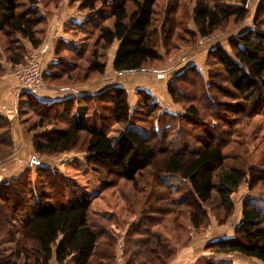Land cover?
I'll return each mask as SVG.
<instances>
[{
  "label": "trees",
  "instance_id": "trees-1",
  "mask_svg": "<svg viewBox=\"0 0 264 264\" xmlns=\"http://www.w3.org/2000/svg\"><path fill=\"white\" fill-rule=\"evenodd\" d=\"M62 1L0 0V78L5 63L25 64L29 51L44 41L49 16ZM235 1L69 0L84 19L66 23L72 39L54 40V60L45 66L43 80L51 88H71L101 77L106 67L102 50L115 43L114 72L151 70L182 48L217 35L221 27L245 21L248 0ZM253 26L228 41L231 53L220 45L207 52V80L189 64L168 81L167 93L182 107L180 113L163 110L143 88L136 90L135 113L121 86L52 101L21 93L18 122L32 134L34 155L81 151L85 162L103 174L101 193L117 188L125 198V191L115 187L118 178L133 193L142 191L139 181L149 171L152 189L144 195L148 207L117 244L109 233L111 216L92 209L98 193L91 195L60 171L40 164L35 180L27 169L2 180L0 264H49L53 257L57 264H116L117 257L124 264H167L175 250L152 230L164 215L185 217L198 229L207 222L204 205L214 202L222 212L218 221L225 222L234 211L231 196L239 186L245 183L254 191L264 182V157L248 166L241 150L237 156L224 151L234 143L239 116L249 120L264 115V0L257 4ZM77 34L84 38L80 41ZM152 115L156 119L149 128L137 124ZM113 124L126 125L114 141L108 135ZM191 129L204 139L197 140L195 149H185L183 137ZM177 139L181 149H170ZM15 150L12 122L0 115V164ZM227 158L236 163L227 164ZM173 176L189 184L181 197L170 191L167 181ZM257 194V201L243 200L234 235L207 244L213 257L190 264H233L221 256L234 253L264 263V193Z\"/></svg>",
  "mask_w": 264,
  "mask_h": 264
},
{
  "label": "rangeland",
  "instance_id": "rangeland-1",
  "mask_svg": "<svg viewBox=\"0 0 264 264\" xmlns=\"http://www.w3.org/2000/svg\"><path fill=\"white\" fill-rule=\"evenodd\" d=\"M224 1L227 3L236 2L235 0ZM182 2L185 3V0H182ZM258 2H260V0H248L246 7L250 8V16L241 24L233 27H221L217 32V35L210 39H202L199 42L191 45L190 48H182L175 56L171 58H165L163 63L155 66V68L151 70L121 73L115 75L114 77L112 76L114 72H105L101 77H96L88 82V85L92 86L91 89L93 91H98L101 88L110 84L112 85L116 82L123 83L126 86L125 89L128 92V101L132 113H135L136 111V90L138 88H143L148 91L163 110L171 113H180L183 111L182 107L179 104L174 103L167 93L168 81L189 64L196 65V67L199 68L207 80V60L209 59L207 52L217 45H220L225 48L226 51L231 53L230 47L228 46V41L230 39L236 38L253 26L254 12L257 8ZM83 19L84 15L81 20ZM81 20L77 21L80 22ZM50 25V23L47 25L48 27L46 30V37L44 39V41L50 40L51 43V47L46 55L52 53L51 50L56 33L55 24L52 23L54 29L53 31L51 29L52 33H49L48 35V28ZM108 25L110 26V23ZM63 29L66 32V23H64ZM75 38L80 39L81 41L84 36L83 34H77ZM1 42L2 41H0V43ZM111 48L112 47H109L104 51L102 50V52L105 53L104 58L102 56V60H104L105 63H107L109 56L112 54ZM46 55L43 57V70L46 66V63L48 62L47 58H45L47 57ZM97 83H99V86L95 85ZM45 85V89L39 90L36 93H33V95L37 96L38 92L40 93L41 91L46 92L49 89H57L49 87L46 83ZM13 91L15 95V90ZM224 100L228 99L224 98ZM18 102L19 97L16 105H18ZM155 117L156 116L152 115L150 118L146 119L145 122H139L137 124L143 128H149V124H153V122H155ZM241 118L242 116H239V124L234 127V136L231 138V140L234 141L232 147L231 145L229 147L227 146L224 151L227 154L230 152L229 154L237 156L236 154H239V151L241 150V152L247 158L248 166L257 165L264 157V115H257L249 120H244ZM184 125L187 126L186 123H184ZM125 127V124H113L110 126L108 129V135L111 140L114 141L119 132ZM15 134L16 140L19 142L20 146V157L24 158L23 167L20 169V171L23 172L26 169L30 170L31 175L28 176H31V178L35 180L37 178V174L35 172L36 166L44 164L51 167L52 169L60 171L66 178L75 181L81 189L85 190L91 195L98 193L97 197L93 200L92 209L111 216V222L108 224L109 233L117 244L122 241L128 225L133 221L135 222L139 220L142 213L141 210L148 207L144 205L146 203L144 195L148 192V190L152 189L150 183L153 180V175L150 171L144 174V177L139 181V185L142 186V191L140 190L133 193L130 191L129 184L118 178L116 179L115 187L118 186V188L120 187L119 189L121 191L124 190L127 194L126 197L124 198V196H122V198L117 192V188H108L102 192L103 196H101L102 193L100 192V187L102 183L100 177H102L103 174L97 172L93 165L87 164L85 162L81 151L66 152L49 156L34 155L33 152H26L28 141L27 135L16 129ZM24 134L26 135V138L23 136ZM183 138L186 143L185 149H195L199 145L197 140L204 139V135L198 129H191L187 136H184ZM179 139H177L176 142H171L168 147L170 149H181L180 147H182L183 144L180 143ZM157 146L161 147L158 144ZM161 148L160 151H162ZM78 149H83V147ZM33 158L34 160L32 161ZM160 160H162V158ZM226 163L233 164L236 162L232 160V158H227ZM112 177L114 178V175H111V178ZM167 182L169 183L170 191L173 192L172 196L175 198L183 196L184 193L189 190L188 182L180 179L179 177L173 176ZM160 190V188H157L156 192ZM257 192L264 193V182L258 185L254 191L248 190L245 183L241 184L231 196L234 203V211L232 215L222 223L218 221L219 217L222 216V212L216 206V204L213 202L209 205H204V209L207 212L208 218L206 225L198 229H193L190 227V223L185 217L175 218V216L168 213L164 215L162 222H160V224H155V226L152 227V230L160 235L162 242L166 246L175 250V254L172 256V258H170L167 264H190L196 262V260L199 259L213 257V254L210 252V250L206 249L207 244H209L211 241L230 238L234 235V229L241 221V204L243 200L247 198L255 199L258 195ZM100 197L104 199V201ZM255 200L257 201V199ZM136 202L139 204L135 205ZM154 204L155 207L158 208V204ZM129 208L133 209L130 211V213L128 212ZM99 240H103V237L100 236ZM221 258L230 260L233 262V264H264L254 258H247L236 253L227 256H221ZM118 260L121 259L117 257L116 262ZM200 262V264H202V261Z\"/></svg>",
  "mask_w": 264,
  "mask_h": 264
},
{
  "label": "crops",
  "instance_id": "crops-1",
  "mask_svg": "<svg viewBox=\"0 0 264 264\" xmlns=\"http://www.w3.org/2000/svg\"><path fill=\"white\" fill-rule=\"evenodd\" d=\"M258 4V3H257ZM83 18V14L79 11H76L75 8L69 7V0H63L59 7L52 10V13L49 16L48 24H55V39L62 38L66 41L72 39V36L65 32L63 29L64 23H67L68 21L74 20H81ZM112 48V54L109 56L105 72H114L112 69V63L116 51L117 44H113L111 46ZM48 62L46 65L53 61V54L49 53V55H46ZM4 68V74L0 78V115L7 117L12 122V128H13V137L16 143V150L13 154V156L8 159L7 161L0 164V181L2 180H8L10 178L16 177L19 175L22 171L20 169L23 167V161L24 158L20 157V146L19 142L16 140V134L15 129L18 131H22L27 135V153L32 152L31 147V133H28L18 122V116H17V100L18 97L16 94L14 95V79L13 77L8 73V69L10 66L8 64L3 65ZM121 73H116L112 75L113 77L115 75H118ZM99 86V83L95 84ZM108 86H121L126 88V86L121 82H116L114 84H110ZM105 86V87H108ZM103 87V88H105ZM92 86L83 84L81 86H77L74 88H57V89H49L46 92H38L37 96L42 100L52 101V100H58L62 99L68 96H75L82 93H94L97 91H93ZM102 89V88H101ZM23 135L26 138V135ZM73 262H67L65 264H72ZM49 264H57L54 257L50 260ZM188 264V263H187Z\"/></svg>",
  "mask_w": 264,
  "mask_h": 264
},
{
  "label": "built area",
  "instance_id": "built-area-1",
  "mask_svg": "<svg viewBox=\"0 0 264 264\" xmlns=\"http://www.w3.org/2000/svg\"><path fill=\"white\" fill-rule=\"evenodd\" d=\"M51 29L52 31L54 29L52 24L48 28V35L52 33ZM50 44V40L43 41L38 47L29 52L25 64L8 69V73L14 79V90L17 96L21 93L33 94L46 88L42 78L43 57L49 51ZM116 264L124 263L122 260H118Z\"/></svg>",
  "mask_w": 264,
  "mask_h": 264
},
{
  "label": "water",
  "instance_id": "water-1",
  "mask_svg": "<svg viewBox=\"0 0 264 264\" xmlns=\"http://www.w3.org/2000/svg\"><path fill=\"white\" fill-rule=\"evenodd\" d=\"M34 160V158L32 159V161Z\"/></svg>",
  "mask_w": 264,
  "mask_h": 264
}]
</instances>
